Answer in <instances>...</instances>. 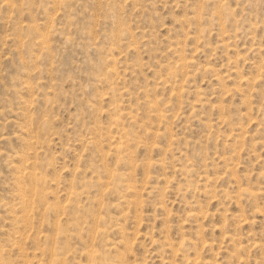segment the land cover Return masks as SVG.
<instances>
[{
	"label": "rangeland",
	"instance_id": "rangeland-1",
	"mask_svg": "<svg viewBox=\"0 0 264 264\" xmlns=\"http://www.w3.org/2000/svg\"><path fill=\"white\" fill-rule=\"evenodd\" d=\"M0 264H264V0H0Z\"/></svg>",
	"mask_w": 264,
	"mask_h": 264
}]
</instances>
